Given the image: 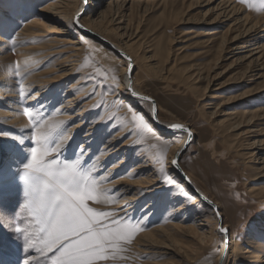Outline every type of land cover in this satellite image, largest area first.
Returning <instances> with one entry per match:
<instances>
[{"label": "rangeland", "instance_id": "obj_1", "mask_svg": "<svg viewBox=\"0 0 264 264\" xmlns=\"http://www.w3.org/2000/svg\"><path fill=\"white\" fill-rule=\"evenodd\" d=\"M52 1L55 0H0V20L5 31L14 30L16 41L14 50L9 40L0 44V132L30 141L32 125L25 115L26 107L33 115H42L41 124L45 127L64 122L58 130L66 144L60 158L71 160L82 152V168L91 169L102 198L113 201L100 204L88 201L89 206L118 217L126 216L142 225L131 243L123 246L125 250L106 264H218L224 242L220 232L214 229L212 237L198 242L193 234L174 229L178 224L197 227L205 233L210 231L207 226L201 229L196 225L205 223L207 215L196 206L187 207L192 195L185 198L175 187L169 190L156 162L157 155L163 153L166 163L171 147L186 134L170 131L157 137L158 130L150 120L149 103L138 99L134 104L128 101L126 106L123 104L125 95L117 90L119 80L114 82L113 78L119 79L124 60L90 37L76 44L54 40L55 37L74 41L77 38L64 30V24L45 18V25L49 27L45 29H55L59 34L45 32L27 41L19 33L33 15L43 17L39 8ZM97 3L96 8L90 7L91 13L83 14L82 22L97 16L98 30L125 47L136 59L132 80L144 94L156 100L159 119L185 123L193 132L180 165L194 185L217 203L229 238L235 236L239 240L232 246L226 264H264V193L254 196L248 192L250 185L264 184V179L258 180L254 175L258 168L264 167V150L258 156V163H248L246 153L252 150L243 146L244 140H249L264 148V0H98ZM79 4L80 0H72L64 9V17H72ZM32 44L41 45L40 52L22 56L21 48ZM76 47L79 55L75 70L61 82H52L53 76L65 73L61 63L64 54ZM27 57L29 61H23ZM40 79L42 88L33 87ZM79 79L83 82L81 87L72 90L75 95L68 93L71 84ZM21 85L28 93L26 103L19 101ZM48 85L51 90L43 92ZM37 92L43 94L38 100L28 102ZM83 93L79 105L71 109L83 112L88 124L75 131L72 129L81 122L82 116L72 121L65 119V113L72 110L61 106L67 103L68 95L74 98ZM98 117L102 123L97 122ZM89 126H94L95 131L86 145ZM119 130H126L127 134L116 145L131 140L130 145L134 146L105 161L103 145L108 135H115ZM56 139L59 136L54 134ZM137 152L145 154L137 157ZM56 155L52 153L51 158ZM124 156H128V164L111 177V168ZM13 159L17 157L5 153L0 162L7 167ZM22 159L20 156L17 163ZM143 160H150L153 166L135 176H127ZM251 167L255 168L253 172ZM152 171L157 173V181L151 189L163 188L137 201L138 204H131L135 205L131 209L126 210L130 205L113 208L126 195H134L136 190L141 195L145 191L142 187L126 186L125 182L120 188L112 186L115 180L126 176L130 181L147 178L152 176ZM166 171L170 175L174 170L166 168ZM232 173L244 176L241 188L233 194L230 193L233 180L223 177ZM101 177L105 180L99 181ZM125 188H131L130 192H120ZM20 196V186L14 184L11 199L6 192L0 203L9 207ZM30 200L24 197L25 204ZM152 200L154 204L150 206ZM180 206L186 209L179 210ZM172 208L176 211L174 214L170 212ZM185 214L189 218L182 222ZM212 220L210 226L217 219ZM11 226L26 228L38 239L39 225L30 216L28 207L19 209ZM12 247L13 255L8 256L5 238V259L13 260V264H18L19 259L22 264L25 253ZM236 247H246L255 255L235 254ZM28 255L36 257L39 264H46L40 253L32 251Z\"/></svg>", "mask_w": 264, "mask_h": 264}, {"label": "snow or ice", "instance_id": "obj_2", "mask_svg": "<svg viewBox=\"0 0 264 264\" xmlns=\"http://www.w3.org/2000/svg\"><path fill=\"white\" fill-rule=\"evenodd\" d=\"M0 36L11 41L14 50V30L5 31L2 20ZM112 87L115 88V84ZM27 97L28 93L21 85L19 101L26 103ZM25 115L32 125L30 141L0 132V161L5 153L17 159L23 157L19 163L17 159L11 160L7 167L0 162V201L6 192L11 199L14 184L20 186L21 192L20 199L14 205L4 207L0 203V264H13V260L5 259V238L8 242V256L13 255L12 246L25 253L26 258L22 264H39L36 257L28 255L32 251L40 253L46 264H106L109 260H115L118 253L125 250L123 246L131 243L142 225L126 216L118 217L112 212L89 206L88 201L97 204L113 201L102 198L103 193L97 180L91 176V169L82 168V152L71 160L60 158L59 154L66 148V144L58 130L64 122L45 127L41 124L43 117L40 113L33 115L26 107ZM97 122L102 123V118L98 117ZM168 127L186 132L191 142L192 133L184 125L172 124ZM54 134L59 139L54 140ZM6 140H12L13 143L5 144ZM185 149H181L176 158L171 160L172 168H179L178 161ZM52 153L57 154L55 158H51ZM156 162L159 164V173L164 176V183L170 186L169 190L175 187L185 198H189L190 194L166 171L163 153L157 155ZM25 196L31 198L28 204L24 203ZM21 207L30 208V216L39 225L38 239L33 238L26 228L11 226ZM220 231L227 233L228 230L221 228ZM18 264H21L19 259Z\"/></svg>", "mask_w": 264, "mask_h": 264}, {"label": "bare ground", "instance_id": "obj_3", "mask_svg": "<svg viewBox=\"0 0 264 264\" xmlns=\"http://www.w3.org/2000/svg\"><path fill=\"white\" fill-rule=\"evenodd\" d=\"M97 2H98V0H80V4L78 5L77 8L74 9V13H73L72 17L66 18V17H64L65 16L64 15V9L66 7H69L72 4V0H55V1H52L48 5L44 6L43 8H39V12H41L39 14H41L43 17H38L37 15H33L29 19V21L26 22V24L24 25L23 30L19 31V33L22 34L23 37L27 41L35 39V38H38L40 36H43L45 32L53 33V34H59L55 29L52 30V31H50L48 29H45V27L49 28L48 26L45 25V22H44V19H43V18H45L47 21H50V22H59V23L64 24L65 25V29L64 30H66L67 32H72L73 34H75V37L77 38L76 41L71 40L69 38H62V37H55L54 40H56V41L65 40L66 42H71L73 44H76V42L86 41L90 37V36H88L85 33V31L82 28H80L79 25H81L85 29L93 31L94 33L106 38L117 49H119V50L123 51L124 53H126L132 59L131 60L132 61V69L134 71V67L133 66L135 65V60L136 59L134 60V57H132V53H129V51L125 47H123L120 44L112 41L109 37H107L101 31L98 30V27H97L96 23H99L100 19L97 16L91 17L90 20L87 21L86 23H83L82 20L80 19L82 16H84L83 14L91 13L92 11L90 12V7L92 9L96 8L98 6ZM224 13H226L225 10H224ZM75 19H77V21H75ZM62 32L63 31H61L60 34H62ZM90 38H92V37H90ZM92 39H94V38H92ZM0 40H3V43L6 42V39H4L3 36H0ZM235 40H237V39H234V41ZM0 44H2V43H0ZM40 46L33 45V44L32 45H28V46H24L23 48H21L22 56H24L27 53H30V54H33V55L37 54L38 52H40L39 51L40 50ZM78 50H79V48L76 47V49L70 51L69 53L64 54V57H62V59H61V63L63 64L62 69L64 70L65 73H62V74L58 73L57 75L53 76V78H52L53 81L52 82H61L62 80H64L65 78L69 77L72 74L71 71H74L76 66L78 65L77 59H76V57H78V55H79ZM119 58H121V57H119ZM28 59H29V57L24 58L23 61L28 62L29 61ZM122 59L124 60L125 63H124V66L121 69V74H120L119 79L115 78V80H119V84H117V85H119L117 87V90H119L121 93H123V95H125V96H123L124 98H122V102L126 106L127 105V101L129 103H131V104H134V102H136L138 99L141 100L138 96H135L132 92H130V90H129L130 86L133 88V90L136 93V95H146V94H144L135 85V82L132 80L133 79V75H132V78L128 76V69H129V66H130L129 65V61L124 59V58H122ZM115 80H113V81L115 82ZM82 82L83 81H81V79H79L78 81H75L74 83L71 84V88H69V91L67 90V92L70 93V92H72L73 89H76L77 87H81L80 85L82 84ZM26 84H28V82ZM29 84H28V86H29ZM42 85H43V80L40 79V80H38L37 83H35L33 85V87L42 88ZM50 90H51L50 89V85H48V86L45 87L43 92H48ZM42 94L43 93H40V92L35 93V95L33 97H31L28 102H33L35 100H38L39 96H41ZM117 94L118 93H116L115 95H117ZM70 95L67 96L68 97L67 98V103H65V105H62L61 108H63V109L64 108H70L71 109L75 105H77V104L79 105V102H81L80 99L83 98V95H85V93L77 94L74 98L72 97V95H75V93L72 92V95L71 96ZM115 95H113V96H115ZM142 101H144V100H142ZM144 102H146V101H144ZM147 103H149V102H147ZM149 104L151 106V109H150V112H149V115H150V118H151L150 120H151V123H153V121H152L153 120L152 119V105H151V103H149ZM67 112H69V113H67V114L65 113V116L63 118L69 119L71 121L74 120L75 118L79 117V116H82L81 122H79V124H77V125H74V129H72V130H75V131L76 130H80V129L84 128L88 124V121L86 120V116H84L83 112H80V111L74 112L73 110L71 112L70 111H67ZM158 119H159V117H158ZM159 122H160V125L162 127H164V128H169L168 126L172 125V124H181V125H184L185 128L189 127L185 123H180V122H163L160 119H159ZM154 128L156 130H158L157 131L158 132L157 137H160L161 136L160 134H165L167 132H170V131H164V130L158 129L156 126ZM88 129L89 130L85 134V137H87V139H88V141L86 142V145H88L91 142L90 138L93 136V132L95 131V127L94 126L93 127L89 126ZM176 131H178V130H176ZM184 133L186 134L184 139L181 142H179V143H175L171 147V149L169 151V154L167 156V160H166V168L174 170L172 173H170V175L172 177H174L184 187V189L190 195H192L191 202H190L189 206H187V207H195L196 206L200 210H202V212H204L207 215L206 216L207 219H205V223H198L196 225L197 226H201L200 227L201 229L204 226H207L210 229V231L206 232L207 234H209L207 236L205 231H201L197 227H192L190 225H178V224H176L174 226V229L176 231H184L185 233H191V234H193L192 237H193V239L195 241H198V242L202 241L203 242L204 239H209L208 237L211 236L212 231H214V229L216 230V232H219L218 231V218H217L216 212L211 207H209L208 205L206 206L204 201L201 200L199 196L195 195L194 192L190 189V187L188 186L187 182L180 178L176 168H172L171 167V160L176 157L177 153H180V151L184 147V144H185L186 139L188 137L187 133L186 132H184ZM126 134H127L126 130H124V131L123 130H119L115 135H108L109 139L103 145V150H105L103 160L106 161V160L110 159L111 157L116 156L120 152H124V149L127 148V147L129 148L128 149L129 151L132 149V147H130L131 140H129V141L127 140L124 143H122L121 145H118V146L116 145L117 141H119L120 138L125 137ZM243 146H245V149L252 150V151H248V153H246L247 154V157H246L247 160L246 161L248 163H254V164L258 163V156L264 150V148L261 146V144L256 143V142L250 143L249 140H244V145ZM144 154H142V153L140 154L139 152H137L136 156L137 157L138 156H143ZM128 162H129L128 161V156L122 157L111 168L112 172L109 175L111 177H114L118 173V171L120 169H123L128 164ZM152 166H153V164L150 162V160L149 161L143 160L142 163H139V165L133 166L131 171L129 172V174L127 176H131V175L135 176V175L139 174L140 171H142L144 169H148V168H150ZM253 170H255V168L251 167L250 171L253 172ZM150 175H152V176L147 177V178L135 179V180H131V181L127 178V176H126V178H121V179L115 180L114 183H112V186H116V187L120 188V187H123L124 182H125L126 186L131 185V186L136 187V188L142 187V188H145V191L141 195H138L139 191L136 190L134 195H128L127 196L126 194H127V192H130L131 188L123 189L120 192H126V194H125L126 196L117 205H115L113 208L119 209V208L125 207L126 205H130L126 210H128L129 208L131 209V208H133L135 206V205L131 206V204H134V203L138 204L137 201H141L144 197H148V196L152 195L156 190L163 188V186H158L155 189H151V187H153L155 185L156 181H157L156 180L157 173L155 171H152ZM254 175H255V178L258 179V180L264 179V167L258 168L256 174H254ZM223 177L226 178V180L228 179L229 181H230V179L233 180V182L231 183L232 184V189L230 190V191H232V192H230L231 194L235 193L239 188H241L240 184H242L241 181H242V179H244V176H240V174L238 175L237 173H234V174L232 173L230 175L227 174L226 176H223ZM252 179L253 178H249L250 181ZM101 180H105V179L103 177H101L99 179V181H101ZM189 180L194 185V183L190 179V177H189ZM237 180H239V182ZM194 187H196V186L194 185ZM196 189L200 193H202L203 195L207 196V194L205 192L199 190L197 187H196ZM248 192L251 193L254 196H259L260 194L264 193V184L250 185L248 187ZM239 195H242V194H239ZM153 204H154V200H152L150 206H152ZM216 205H217V203H216ZM150 206H148V207H150ZM183 209H186V207L185 206H180L179 207V210H183ZM170 212L172 214H174L176 211L174 210V208H172ZM188 218H189V215L185 214L183 219H182V222L188 220ZM212 219H214V220L217 219V220H215V225H211L210 226V222L213 221ZM196 239H198V240H196ZM242 241L244 242L245 240H242ZM238 243H239V240L236 239L235 236H233V238L230 239V241H229L227 246H225V244L223 242V244L221 246V255L219 257L218 264H219V261L221 260V258H222V256L224 254H225V258H224V263L223 264H226L229 255H231L230 252H231L232 246L233 245L235 246ZM236 248H237L238 251L235 252V254H240V253H241L240 255H242V254H246V255L254 254L252 250L247 249L246 247H236ZM253 258H255V257H253ZM239 261H240V259H239Z\"/></svg>", "mask_w": 264, "mask_h": 264}, {"label": "water", "instance_id": "obj_4", "mask_svg": "<svg viewBox=\"0 0 264 264\" xmlns=\"http://www.w3.org/2000/svg\"><path fill=\"white\" fill-rule=\"evenodd\" d=\"M77 18H78V17H77ZM75 21H77V19H75ZM79 26H80V28H82V29L85 31V33H86L88 36L94 38V39L97 40L98 42H100V43H102L103 45H105L106 47L110 48V49H111L112 51H114V53H115L116 55H118L119 57L128 60V61H129V65H130V66H129V69H128V76L132 78V75H133V74H132V73H133V69H132V61H131L132 59H131L126 53H124L123 51L117 49V48H116V47H115V46H114L109 40H107L106 38H104V37H102V36H100V35L94 33L93 31H90V30L85 29V28L82 27L81 25H79ZM130 69H131V71H130ZM129 90H130V92L134 93V95H135V96H138L139 98H140V97H149V98H150L149 100H144V101L151 103V105H152V119H153L152 121H153L154 125H155L158 129H161V130H164V131H176V130H172L171 128H164V127H162V126L160 125V122H159V119H158V105H157L156 100H155L153 97H151V96H149V95H136V93L134 92V90H133V88H132L131 86H130ZM141 100H143V99H141ZM153 102H154V103H153ZM186 129H189V130L191 131V133H192L191 141H192V139H193V132H192V130H191L190 127H186ZM190 143H191V142H190ZM190 143H189V137H187L186 142H185V144H184V147H183L182 149H185V145H186V144H187V147H186V149H187ZM186 149H185V150H186ZM185 150H184V151H185ZM184 151H183V152L181 153V155H180V158H179V161H178V163H179V168H176V170H177V172H178L180 178L183 179V180H185V181L187 182L188 186H189L190 189L194 192V194L197 195V196H199L200 199L203 200L204 203H205L206 205H208L209 207H211V208L216 212V215H217V218H218V231L224 236V244H225V246H227L228 243H229V241H230L229 233H228V231H227V233H223V232L220 231V229H221V228H224V229H227V230H228V228L225 227V226L223 225V219H222L221 213L219 212V207H218V205H216V203H215L212 199H210L209 197L203 195L202 193H200V192L196 189V187H194V185L190 182L188 175L185 173V171L183 170V168H182L181 165H180V159H181V156H182V154L184 153ZM180 152H181V151H180ZM175 158H176V157H175ZM224 258H225V254L222 256L221 260L219 261V264H223V263H224Z\"/></svg>", "mask_w": 264, "mask_h": 264}]
</instances>
